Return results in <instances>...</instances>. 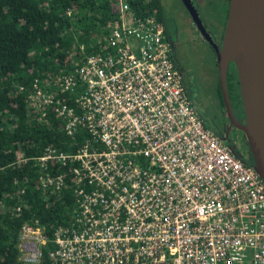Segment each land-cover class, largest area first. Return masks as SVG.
I'll use <instances>...</instances> for the list:
<instances>
[{
    "label": "built area",
    "instance_id": "2783aa9c",
    "mask_svg": "<svg viewBox=\"0 0 264 264\" xmlns=\"http://www.w3.org/2000/svg\"><path fill=\"white\" fill-rule=\"evenodd\" d=\"M114 3L98 51L74 43L67 69L31 84L29 107L70 140L31 159L35 187L66 182L72 208L48 238L20 227L17 264L44 247L47 264H264L260 179L197 115L161 22Z\"/></svg>",
    "mask_w": 264,
    "mask_h": 264
},
{
    "label": "trees",
    "instance_id": "16d2710c",
    "mask_svg": "<svg viewBox=\"0 0 264 264\" xmlns=\"http://www.w3.org/2000/svg\"><path fill=\"white\" fill-rule=\"evenodd\" d=\"M127 1L133 14L161 22L158 0ZM116 15L114 0H0V264H17L22 225L36 221L48 238L72 208L65 181L58 194H41L35 187L31 159L46 145L67 150L70 140L53 113L41 119L29 107L31 84L43 80L42 86L67 69L74 43L86 52L98 51ZM234 77H226L229 97L233 84L228 80ZM40 254V264H47L45 247Z\"/></svg>",
    "mask_w": 264,
    "mask_h": 264
},
{
    "label": "flooded vegetation",
    "instance_id": "af4514ba",
    "mask_svg": "<svg viewBox=\"0 0 264 264\" xmlns=\"http://www.w3.org/2000/svg\"><path fill=\"white\" fill-rule=\"evenodd\" d=\"M159 1V0H158ZM195 4L189 0L193 9L196 12L199 23L202 27V31L198 28L197 24L193 21L190 13L187 11L182 0H177L179 11H173L171 8L167 11L165 8L161 9V25L163 28V36L166 40L168 46V53L172 60L173 66L177 70V73L181 79L184 91L185 84L187 82L186 73L187 70L184 68L188 65V60L184 57L185 54H179L178 49L183 46V41H196V49L194 54H198L199 59L204 60L207 64L210 65L212 72L215 74L217 83V106H216V118L222 119L224 118L226 124L222 122L220 129L221 132L217 134V131H212L229 149L230 151L237 157L243 159V161L251 163L250 160V149L246 140V136L244 132L235 125L242 124L244 119V114L242 110V105L239 96L238 82H237V74L235 66L232 62H228L225 69V86H226V77L228 74H233L235 77L229 79L228 81L233 84V89L231 90L232 97L228 99L230 104V109L232 112V117L235 123H232L227 116L221 94L220 87L218 82V74H217V64H216V51L220 49L222 44V37L224 31V25L227 17V9H228V1L229 0H194ZM196 6V7H195ZM204 9V10H203ZM173 28V38L169 35V26ZM206 34L208 38L204 36ZM194 46V45H193ZM179 54V55H178ZM195 54V55H196ZM175 55L179 58L177 59L178 63L182 64L183 67L179 68L175 61ZM236 78V79H235ZM227 91V89H226ZM186 94V92H185ZM187 96V94H186ZM188 98V97H187ZM217 123L219 121H216ZM205 125V124H204Z\"/></svg>",
    "mask_w": 264,
    "mask_h": 264
},
{
    "label": "water",
    "instance_id": "95a60500",
    "mask_svg": "<svg viewBox=\"0 0 264 264\" xmlns=\"http://www.w3.org/2000/svg\"><path fill=\"white\" fill-rule=\"evenodd\" d=\"M182 2L184 3L187 11L190 13V16L197 24L200 31L203 32L196 12L190 4L189 0H182ZM252 4L259 18L264 24V0H252ZM204 36L208 38L206 34H204ZM215 51L220 94L227 116L232 123L235 122L232 117V112L230 109L229 99L225 86V69L228 62H232L235 66L239 96L244 114L242 124L235 123V125L239 127L246 136V140L250 149V166L264 186V94L262 96V99L258 100L259 102L261 101V106H256L254 103H252L250 95L246 91H244L241 82L242 75L251 76L262 71V69L264 68V53L260 57H258V59H260L258 65L243 69L240 68V65L245 63L246 60L240 62V60L235 58L233 54L223 53L222 44L220 49H217L215 47Z\"/></svg>",
    "mask_w": 264,
    "mask_h": 264
},
{
    "label": "bare ground",
    "instance_id": "6f19581e",
    "mask_svg": "<svg viewBox=\"0 0 264 264\" xmlns=\"http://www.w3.org/2000/svg\"><path fill=\"white\" fill-rule=\"evenodd\" d=\"M222 52L231 53L245 63L240 68L247 69L258 65L264 53V24L259 18L252 0H230L227 22L222 41ZM242 87L252 103L261 106L264 94V68L251 76H241Z\"/></svg>",
    "mask_w": 264,
    "mask_h": 264
},
{
    "label": "rangeland",
    "instance_id": "374dc122",
    "mask_svg": "<svg viewBox=\"0 0 264 264\" xmlns=\"http://www.w3.org/2000/svg\"><path fill=\"white\" fill-rule=\"evenodd\" d=\"M191 1L194 5L195 1ZM159 3L161 7L165 8L167 11H169L170 8L173 11H179L177 0H159ZM168 26L169 35L173 38V28L170 25ZM183 43L182 50L179 48L178 53H184V57L188 60V65L184 67L187 70L185 92L203 124L212 131L216 130L217 134H219V132H221L220 129L223 127V125L221 126L222 122L226 124V121L224 118L220 120L215 117L218 101L216 90L217 80L215 74L212 72L211 67L207 62L199 59L198 54H194L196 49L195 45L197 44L196 41H183ZM177 56L175 55L174 61L179 68H182L183 65L178 63L177 59L179 58ZM216 121L219 122L217 123ZM15 247L17 248V245Z\"/></svg>",
    "mask_w": 264,
    "mask_h": 264
}]
</instances>
